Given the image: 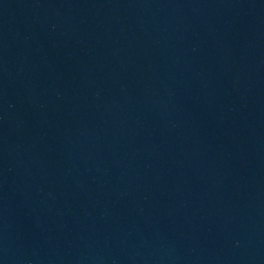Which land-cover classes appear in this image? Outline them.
<instances>
[{
    "label": "water",
    "instance_id": "1",
    "mask_svg": "<svg viewBox=\"0 0 264 264\" xmlns=\"http://www.w3.org/2000/svg\"><path fill=\"white\" fill-rule=\"evenodd\" d=\"M0 264H264V0H0Z\"/></svg>",
    "mask_w": 264,
    "mask_h": 264
}]
</instances>
